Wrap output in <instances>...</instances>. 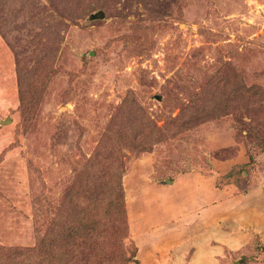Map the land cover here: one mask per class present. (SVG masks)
Listing matches in <instances>:
<instances>
[{
    "label": "rangeland",
    "instance_id": "obj_1",
    "mask_svg": "<svg viewBox=\"0 0 264 264\" xmlns=\"http://www.w3.org/2000/svg\"><path fill=\"white\" fill-rule=\"evenodd\" d=\"M119 184L96 264H264V0H0V264Z\"/></svg>",
    "mask_w": 264,
    "mask_h": 264
},
{
    "label": "trees",
    "instance_id": "obj_2",
    "mask_svg": "<svg viewBox=\"0 0 264 264\" xmlns=\"http://www.w3.org/2000/svg\"><path fill=\"white\" fill-rule=\"evenodd\" d=\"M98 187L99 186H96L98 193L103 192L101 187H99V189ZM113 193H117V197L112 201L113 203H106L103 200L96 205L95 202L92 209H96V206H99L101 209L100 217H96V215H92L88 212L77 221V224L73 228L74 233L72 237L68 238V240H71L69 246L64 244L57 249V247L48 248L47 245L44 244L39 253L40 258L35 264H96V259L99 258L98 254L105 253L103 251L104 241L102 240L104 231L101 230L105 225L107 226V230L111 229L113 231L111 236L114 238L115 242H120V235L122 236V233L125 238L127 235L128 223L124 221L125 219L123 220V218L120 217L123 215L122 211L125 205L123 187L119 184L115 187ZM96 200H98L97 196ZM93 212L96 213V210ZM91 237L93 241L92 244L84 240L86 238L89 240ZM78 239L84 241L80 244L77 242ZM114 251L115 249L112 252ZM110 253L106 255L110 256Z\"/></svg>",
    "mask_w": 264,
    "mask_h": 264
},
{
    "label": "water",
    "instance_id": "obj_3",
    "mask_svg": "<svg viewBox=\"0 0 264 264\" xmlns=\"http://www.w3.org/2000/svg\"><path fill=\"white\" fill-rule=\"evenodd\" d=\"M103 15H104L103 12L99 11L98 13L94 14V17L95 18L103 17ZM172 182H173L172 179H168V180L165 181V183H172Z\"/></svg>",
    "mask_w": 264,
    "mask_h": 264
},
{
    "label": "crops",
    "instance_id": "obj_4",
    "mask_svg": "<svg viewBox=\"0 0 264 264\" xmlns=\"http://www.w3.org/2000/svg\"><path fill=\"white\" fill-rule=\"evenodd\" d=\"M173 182H172V185H175L176 184V181H174V180H172Z\"/></svg>",
    "mask_w": 264,
    "mask_h": 264
}]
</instances>
